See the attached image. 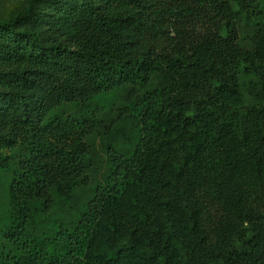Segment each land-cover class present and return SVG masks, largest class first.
Instances as JSON below:
<instances>
[{"label":"trees","instance_id":"16d2710c","mask_svg":"<svg viewBox=\"0 0 264 264\" xmlns=\"http://www.w3.org/2000/svg\"><path fill=\"white\" fill-rule=\"evenodd\" d=\"M0 171V264H264V1L28 0Z\"/></svg>","mask_w":264,"mask_h":264},{"label":"rangeland","instance_id":"374dc122","mask_svg":"<svg viewBox=\"0 0 264 264\" xmlns=\"http://www.w3.org/2000/svg\"><path fill=\"white\" fill-rule=\"evenodd\" d=\"M264 1V0H262ZM28 0H0V21H7L9 20L13 14L17 11L21 10L23 7L26 6ZM107 105L109 104L108 98L99 99V105ZM119 143L121 147L127 148L129 144L120 140ZM91 146L94 151L101 155L102 157L105 156L103 142L101 141L100 137H95L91 140ZM9 176L0 171V226L5 221L8 210H9Z\"/></svg>","mask_w":264,"mask_h":264}]
</instances>
